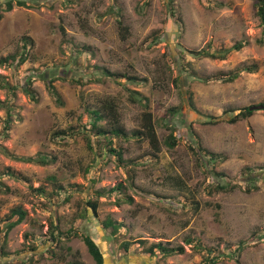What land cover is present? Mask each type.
<instances>
[{"label":"rangeland","instance_id":"obj_1","mask_svg":"<svg viewBox=\"0 0 264 264\" xmlns=\"http://www.w3.org/2000/svg\"><path fill=\"white\" fill-rule=\"evenodd\" d=\"M21 1L24 6L13 3L0 19V57L17 52L23 42L26 53L16 69L0 66V78L19 86L9 100L19 118L10 123L0 145L9 155L41 151L54 155L55 161L39 166L0 153V174L8 170L25 177V182L0 177L8 188H0V218L15 206L25 211L24 219L7 233V257L0 256V264H92L74 232L99 243L104 264H200L206 258L213 260L208 264H264V182L258 180L252 188L240 175L245 167L264 166V112L257 107L249 117L227 122L242 106L264 104V40L256 43L260 26L253 0H169L172 16L167 0ZM116 19L127 27L123 37ZM236 41L243 45L229 49L223 59L189 52L207 43L221 51ZM250 64L256 65L255 71L241 70ZM101 68L122 83L111 77L84 82ZM48 72L65 76L52 82L62 105L45 90L41 77L47 78ZM120 75L144 80L130 82ZM27 76L35 102L20 89ZM79 77L80 85L70 81ZM126 89L148 99L153 119L178 107L172 118L177 138L172 148L162 145L168 130L159 124L155 132L160 151L155 154L136 135L141 107L129 101ZM6 98L0 89V101ZM106 101L113 102L126 135L111 142L121 149L120 162L102 150L103 141L95 143L99 149L94 156L77 119L85 122L84 107ZM4 116L0 109V130ZM209 117L215 122H206ZM98 124L109 127L106 120ZM186 125L195 138L186 134ZM60 130L64 137L54 138L53 132ZM194 143L222 158L204 164V157L198 160L188 149ZM210 168L223 172L232 188L206 193L205 185L216 179ZM117 185L119 189L109 191ZM84 198L97 201L95 216ZM105 216L120 223L112 235L100 227ZM51 223L60 232L56 242L49 240V232L56 235ZM124 240L132 243L126 252L119 246ZM159 241L180 245L183 251L149 256L144 248ZM30 242L37 248L34 252L28 249Z\"/></svg>","mask_w":264,"mask_h":264},{"label":"trees","instance_id":"obj_2","mask_svg":"<svg viewBox=\"0 0 264 264\" xmlns=\"http://www.w3.org/2000/svg\"><path fill=\"white\" fill-rule=\"evenodd\" d=\"M168 4V12L172 16L174 14V8L171 5L170 1H166ZM16 6H24L25 3L24 1L21 0H0V19L2 17V13L9 11L12 8V4ZM222 4L221 3H216V7H220ZM252 7L254 10V15L257 18L258 25L260 26V37L256 40L257 44H262L264 40V0H253L252 1ZM176 20L179 21V17L176 15ZM116 25L118 28V31L120 32L121 37L126 34L127 32V27L122 25L120 20L116 19ZM62 30V29H61ZM243 45V42L241 41H236L234 44L229 47L228 49H222L221 51H216L215 49H211L210 45L207 43L204 45V47H201L197 50H190L189 52L193 54L196 57H207V58H218V59H223L225 57V54L231 50H237ZM22 46H25V43L23 42ZM23 47L20 48L17 52L6 54L3 57H0V66L3 68L6 67H13L16 69L17 66H19L21 63H23L26 60V53L23 50ZM241 70L245 72H253L256 70V65L250 64L247 66H242ZM192 74H194L192 72ZM47 78L46 76L43 75L41 77L45 90L48 92L49 95L53 97V101L56 105H62V100L57 92L55 86L52 84V82L56 79H65V76L57 75V76H50V73L48 72ZM124 77L126 80H129L130 82H139L141 80H144L142 78H137L135 75H120ZM102 77H111L112 80L115 83L121 84L122 82L117 81L113 77H116L114 74L109 72L106 68H101V71L97 76H94L90 79H86L84 82H99V80ZM82 78H74L70 81L75 82L76 84L80 85L83 81H81ZM201 81H206V78L199 77L198 78ZM231 80V77H227L226 81ZM176 81V80H175ZM225 81V79H224ZM19 88L16 84H10L6 81L5 78H0V89H5L6 93L8 94L9 98H6L5 100L0 101V109L4 110V119L1 121V130H0V139H6L7 138V131L9 129L10 123L19 118L17 117L16 113L13 111V105L9 100L13 97L14 91ZM23 94L27 96V98L30 101L35 102L36 96L34 90L31 88V79L29 76L26 77V80L24 81V84L20 88ZM128 95L127 98L129 99L130 102L137 104L139 107H141V112H140V121H139V129L138 131H135L136 135H138L140 138L145 139L148 146L150 147V150L152 151L153 154L157 153L160 151V141L158 140L155 132V126L157 124L161 125L162 127L166 128L168 130L167 135L164 136L162 139L161 143L164 147L167 149L172 148L177 141V138L175 135H173V131L175 129L174 127V122L172 118L174 115L177 114L178 112V107L172 106L166 109V111L159 115V117L153 119L152 118V113L149 110V105H148V99L140 95L138 92L134 90H127ZM187 97H188V102H190L191 99V94L187 92ZM190 105L192 103L190 102ZM255 105H245L240 108H238V111L235 115L231 116L230 118L227 119V122L229 123H234L238 119H245L249 117L254 111H255ZM262 111L264 112V106L261 108ZM84 112L86 113V121L82 122L80 117H77V119L80 122V127H81V134L85 136V144L86 147L92 154L95 156V149H99V146L95 143H100L101 141L105 142L102 144V150L106 153L113 154L116 161H121V149L117 147L114 149L111 147V142L113 138H118V137H126L121 125L118 124L119 118L118 114L116 112L115 106L113 102H102L98 107H93L88 108L84 107ZM106 120L109 123V127H103L98 124L99 121ZM180 120V119H179ZM208 123H214V120L209 119L206 121ZM183 123V122H182ZM187 129L186 134L189 137H193V131L191 128H189L188 125H186ZM74 132L70 131L68 132V136H72ZM64 131H56L53 132V137L58 139V138H63ZM195 140V139H194ZM188 149L190 152L195 155L198 160L201 158L204 159V164L205 163H210L215 160L217 157H221L220 155L208 151L207 149H203L198 145V143H194L192 145H188ZM0 153H5L4 148L0 145ZM6 154V153H5ZM9 158L15 161H20V162H25V163H33L39 166H46L50 165L55 161V156L46 153V152H41L37 151L35 154L31 156H17L13 154H6ZM222 158V157H221ZM90 168V167H89ZM210 173L212 177H215L216 179H212L211 182L207 183L205 185V190L206 193L210 194L213 191H227L230 188H232L229 185V180H227L226 175L223 172H216L212 171L210 168ZM6 175L9 177H12L16 180H21L25 182V177L21 176L20 174L17 173H12L6 170ZM4 173L0 174L1 176L5 175ZM240 175L242 177H246L245 181L250 184L252 188H256L255 182L256 181H262L264 182V166L257 167L255 169L250 168V167H245L243 168L242 171H240ZM51 180H53L52 177H50ZM93 182V180H91ZM180 182V181H179ZM121 185H117L114 187V189H109L110 190H117L120 188ZM4 188V192L8 191V188L4 186V184L0 180V188ZM38 190V188L36 189ZM40 192H42L41 189H39ZM104 190V189H103ZM101 191H95L97 194H101L103 192ZM245 190H248V187L245 188ZM129 201L130 198L126 197ZM66 199V198H65ZM84 204L86 208H88L92 215L95 216L96 213V207H97V201L95 200H90L89 198H84ZM86 208L84 207L83 210L86 211ZM84 215L81 214L79 217H83ZM25 217V211L22 209L20 206H15L9 209L8 213L0 218V256L7 257V254L4 251V246L6 243V236L7 233L17 224H19ZM101 229H109V233L112 235L117 231V227L120 226V223L117 221H114L111 217L105 216L103 219L99 221ZM52 228L56 230V235L54 236L53 233L49 232V240H54L55 242L58 240L57 238L60 236V232L56 228V225L51 223L50 224ZM73 236H78L82 243L85 246V249L89 256L91 257L92 264H104V252L101 250L100 245L97 241H95L94 238H92L90 235L86 233H79L78 235L74 232L72 233ZM33 238V237H30ZM184 241L186 243H189L191 240L189 238H185ZM135 243L138 244H143L144 241L142 240H137ZM131 241L124 240L122 241L119 246L123 250V252H126L128 247L130 246ZM199 245V244H197ZM239 247V246H238ZM35 246L30 242L28 245V249L34 252ZM37 249V248H36ZM240 247L238 248V250ZM145 252L149 256H155V252L159 253L161 257L169 256L171 254H178L183 251L182 246H176V247H168L167 245L161 243V241L149 244L147 247L144 248ZM29 262H31V257L28 258ZM208 262H213L212 259L206 258L202 263L200 264H208ZM65 264H82L80 261L73 260L71 262H67Z\"/></svg>","mask_w":264,"mask_h":264},{"label":"water","instance_id":"obj_3","mask_svg":"<svg viewBox=\"0 0 264 264\" xmlns=\"http://www.w3.org/2000/svg\"><path fill=\"white\" fill-rule=\"evenodd\" d=\"M264 106V104H258V105H255V108H262Z\"/></svg>","mask_w":264,"mask_h":264}]
</instances>
